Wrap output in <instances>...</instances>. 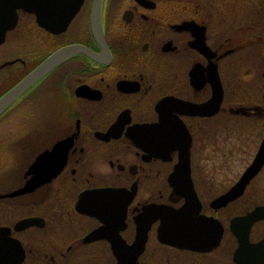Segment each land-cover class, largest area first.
I'll list each match as a JSON object with an SVG mask.
<instances>
[{"label": "flooded vegetation", "instance_id": "flooded-vegetation-1", "mask_svg": "<svg viewBox=\"0 0 264 264\" xmlns=\"http://www.w3.org/2000/svg\"><path fill=\"white\" fill-rule=\"evenodd\" d=\"M71 45L0 115V264H264V163L220 200L264 140V0L19 10L0 97Z\"/></svg>", "mask_w": 264, "mask_h": 264}, {"label": "water", "instance_id": "water-1", "mask_svg": "<svg viewBox=\"0 0 264 264\" xmlns=\"http://www.w3.org/2000/svg\"><path fill=\"white\" fill-rule=\"evenodd\" d=\"M83 0H0V44L4 41L6 33L11 30L17 21L18 11L22 10L27 13L35 15L36 22L51 32H60L69 23L71 18L75 15ZM74 51H84L83 47L78 45H71L63 47L41 62L29 74L23 77L16 83L9 91L0 97V115L27 89H29L35 82H37L46 72L54 68L64 58L72 54ZM219 95L222 96L221 84L219 82ZM59 148L60 145H57ZM56 150V149H55ZM54 150V151H55ZM61 156L63 152L60 151ZM53 154V153H52ZM47 153L36 158L33 167H40L47 171L49 168L42 166V161L47 157ZM188 161V154L184 153V157ZM61 158V157H60ZM62 159V158H61ZM60 161L62 162V160ZM183 161L180 160V163ZM264 163V140L262 141L257 155L252 164L246 169L241 179L230 189L225 195L221 197V201L226 202L233 199L242 192L245 184L251 177L259 170ZM56 166V165H54ZM61 164L55 169L58 172ZM54 168V167H53ZM180 166L178 165L177 169ZM50 170V169H49ZM54 172V173H55ZM46 176L43 174L36 175V178ZM46 178H43V180ZM39 180V181H43ZM45 181V180H44ZM264 217V206H257L248 215V226L256 219Z\"/></svg>", "mask_w": 264, "mask_h": 264}, {"label": "rangeland", "instance_id": "rangeland-1", "mask_svg": "<svg viewBox=\"0 0 264 264\" xmlns=\"http://www.w3.org/2000/svg\"><path fill=\"white\" fill-rule=\"evenodd\" d=\"M23 117V115L21 114V113H19V117ZM5 122V121H4ZM4 122H1V124H0V134H4L3 132H7L8 130L6 129V131H5V128H6V126L3 124ZM1 126H3V127H1Z\"/></svg>", "mask_w": 264, "mask_h": 264}]
</instances>
